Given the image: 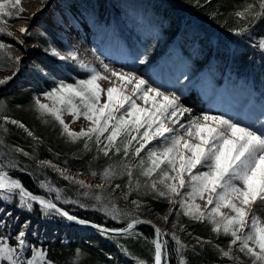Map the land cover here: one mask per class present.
I'll list each match as a JSON object with an SVG mask.
<instances>
[{"label": "snow or ice", "instance_id": "6c2138e0", "mask_svg": "<svg viewBox=\"0 0 264 264\" xmlns=\"http://www.w3.org/2000/svg\"><path fill=\"white\" fill-rule=\"evenodd\" d=\"M23 11L21 0H0V33L14 35L5 25L11 19L19 18ZM234 15L248 24L264 18V0H253L251 3L246 0ZM247 30V25L240 29ZM19 31L27 33L24 28ZM10 47L12 45L0 42V50ZM259 47L264 49V40L260 41ZM53 55L61 60L66 59L55 50ZM68 58L90 74L75 83L61 81L50 91L44 92L43 97L51 104L43 103L39 97L34 98L36 110L42 116H51L60 125L61 135H66L70 142L83 140L84 149L89 151L90 142H94L97 152H102L105 157L110 153L119 155L120 174L128 177V195L133 191L139 192L143 187L158 197L166 198L169 204L178 205L183 214L192 220L207 221L217 236L223 234L230 237L226 249L218 245L217 248L233 264H244L238 255L240 253L251 264H264V220L260 216V213H264V129L242 126L223 115L204 113L193 116L192 110L180 103L176 93H165L159 87H152L134 72H117L103 65L119 82L113 84L108 76L80 60L76 52L69 51ZM16 61L19 62L18 57ZM7 79L10 77L0 80V84L6 83ZM101 80L108 81L106 89L101 87ZM102 94L107 97L103 103ZM137 100L143 101L145 106L138 104ZM65 112L72 116L73 122L83 117L89 122L88 127H82L80 131L71 130L63 118ZM0 119L24 128L29 136H33L19 121L7 115L0 116ZM2 144L3 141H0ZM11 152L32 158L29 152L20 147L11 149ZM5 159H0V203L15 202L17 207L28 212L33 211L34 205H39L45 215L57 213L68 220H77V217L59 208L52 199L34 194L20 179L13 178L10 170L27 169L20 166L15 157L6 154ZM37 166L50 167L63 179L79 184L81 188L93 187L67 175V168L60 169L51 161H37ZM137 169L144 178L143 184L134 176ZM117 174L116 165H109L101 173H91L93 176L99 175L106 182ZM158 184L162 189L157 187ZM37 186L47 193H55L56 201L62 199L61 190L51 181L39 180ZM95 187L103 190V185ZM120 187V184H116L113 191ZM83 194L89 195L87 191ZM173 197L179 199L174 200ZM94 198L100 201L102 195H95ZM197 200H204V206L201 207ZM131 203L140 206L138 200ZM104 207L113 219L121 215L115 205L111 209ZM176 214L179 215L178 212ZM164 219L167 222V217ZM78 223L85 224L87 221L79 220ZM141 223L146 222L133 217L126 227L112 231L134 235L136 225ZM94 226L101 232L109 231L100 225ZM6 227L8 225L0 215V229ZM27 227L25 223L18 231L14 244L10 243L13 238L9 233L0 231V264H53L45 250L27 241ZM154 232L157 237L152 241L154 264H167V242L159 239L165 233L158 227L154 228ZM196 239L200 244L211 243L201 241L199 237ZM172 240L177 245L175 252L180 257L179 264H186L184 250L187 245L175 233H172ZM29 250L30 255H26ZM138 264L145 262L138 261Z\"/></svg>", "mask_w": 264, "mask_h": 264}, {"label": "trees", "instance_id": "16d2710c", "mask_svg": "<svg viewBox=\"0 0 264 264\" xmlns=\"http://www.w3.org/2000/svg\"><path fill=\"white\" fill-rule=\"evenodd\" d=\"M67 1L83 14L91 27L104 26L115 31L122 44L134 55L143 54L146 61L156 64L169 59L170 65L164 66V75L157 74L162 82L160 85L179 95L181 103L194 115L212 112V106L189 84L202 70L212 79L218 91L227 89L229 94L237 97L243 94L248 109L259 111L264 107V49L259 47L260 41L264 40V18L251 24L238 19L234 13L244 6L246 0ZM246 25L248 30L240 31ZM49 33L53 42L66 51L53 37L54 32ZM169 47L174 48L176 58L168 55ZM22 63L24 59L18 62ZM14 80L0 84V93L10 88ZM33 93L31 88H15L7 102H0V116L7 115L19 121L33 133L29 136L24 128L0 119V141H3L0 159H5L7 154L27 169L10 170V174L18 177L33 193L45 195L61 209L77 217L110 229L124 228L133 217H149L162 230L161 215L167 213L168 201L163 197L156 198L149 190L148 193H140L146 201L141 207L117 219L89 205L90 198L81 205L71 200L64 202L74 184L61 179L59 173L50 167L39 168L37 161H51L78 175L92 176V172L100 173L112 165L119 155L110 153L105 157L102 152H97L94 142H90V151L84 149L83 140L70 142L66 135H61L60 125L51 116H42L36 110ZM15 147L29 152L32 158L11 152ZM134 176L143 184L138 169ZM126 179V175L116 176L109 182L105 181L103 186L107 191L111 190V186L114 188L120 184L122 189ZM39 180L51 181L61 190L62 199L56 201L55 193L39 189ZM120 189L109 192L114 201L120 199L115 195ZM102 191L99 189L98 193ZM0 209H3L0 215L8 225L0 231L12 236L10 243L14 244L15 235L27 223V241L45 250L53 264H138V261L154 264L153 231L148 225L135 228L134 235H108L70 222L56 213L45 215L39 205H34L31 212L17 207L15 202L0 203ZM4 212L11 215L5 216ZM180 221L185 223L186 229L211 241L185 248L186 264H217L215 244L226 245L230 238L223 234L217 236L207 222L191 223L185 218ZM160 239L167 242V264H179L180 257L175 252L177 245L172 237L165 233ZM26 255H30V250Z\"/></svg>", "mask_w": 264, "mask_h": 264}, {"label": "rangeland", "instance_id": "374dc122", "mask_svg": "<svg viewBox=\"0 0 264 264\" xmlns=\"http://www.w3.org/2000/svg\"><path fill=\"white\" fill-rule=\"evenodd\" d=\"M21 6L24 11L20 14V17L11 19L5 25L7 30L13 32L14 35L8 36L4 33H0V42L12 45L10 48L0 50V80L9 77L10 79H15L10 88L1 91L0 102H7L8 96L15 88H31L34 90V98L39 97L43 103L51 104V101L43 97L44 92L50 91L61 81L64 83H75L79 79H86L90 73L80 68L71 58H68L69 51L76 52L80 60L84 61L90 67H94L102 75L108 76L113 84H118L119 82L111 76L110 71L104 69L103 65H108L109 69L117 72H134L136 76L143 77L147 80L152 87H159L160 90L165 93L173 92L169 89H164L160 85L162 83L161 79L157 77V74L164 75L163 69L164 66L170 65L169 59L163 63H161L160 60L157 62L158 64H156L146 61L143 54L134 55L122 44L120 37L115 31H111L108 27L104 26L91 27L90 24L85 21L83 14L69 1L21 0ZM20 28L27 29V33H21L19 31ZM49 31L54 32L53 37L66 48V51L61 50L58 45L53 42ZM53 50L59 53L60 56H65L66 59L61 60L59 56L53 55ZM167 53L171 58H176V52L173 47H169ZM17 57L19 60L24 59V63L18 64L16 61ZM142 60L144 61L143 63H141ZM76 74H80L83 77H79ZM10 79H7V81ZM99 83L104 89L109 86L108 81L101 80ZM189 84L190 87L198 90L200 96L205 99L207 104L212 106V112L208 114L223 115L234 122H239L242 126L264 129V107H261L259 111L254 108L248 109L243 94L237 97L229 94L230 92L227 89L218 91V88L214 87L212 79L204 70L199 71L196 77L189 81ZM106 98V94H102L101 102L103 103ZM137 103L141 104V106H145L141 100H137ZM192 115L196 116L193 113ZM63 118L73 131H80L82 127L86 129L89 125V122L83 117L73 122L72 116L66 112L63 114ZM105 135H107V133H105ZM101 139L103 140V137ZM119 164L120 156H118V160L112 164L117 166V177L122 176L120 174L122 169L119 167ZM59 168L64 169L65 167ZM67 175L75 177L77 180H82L86 185H92L93 187H91V189H85L81 188L79 184L73 183L74 185L72 184L71 193H69L65 199L81 205L87 198H90L89 205L92 204L93 208L105 214L109 215L104 206L111 209L112 206L115 205L120 210V216H123L141 207L146 202L144 200V195H142L143 192L148 193V189L146 188L141 187L139 192L133 191L128 195V179L125 181V187L115 193L120 199L114 201L113 196L109 194L113 186H111V190L107 191L103 186L104 191L98 193L99 189H97L95 185H103L105 182L99 175H78L70 170H68ZM58 176L63 179L59 174ZM157 187L162 189V186L159 184ZM86 191L89 193L87 196L83 194ZM141 191L142 194L140 195ZM95 195H102V200L97 201L94 198ZM156 198L159 197L157 196ZM173 199L178 200L179 197H173ZM132 200H138L140 206L137 207L132 204ZM196 202L199 203L201 207L205 204L204 200H197ZM168 206L167 213L161 215L163 233H167L171 237L172 233H175L176 236L187 245L186 248L194 244H200L197 243V237H199L201 241L207 240L202 235L200 236L192 230L186 229L185 223L180 221L181 218H185L191 223L194 220L185 216L183 210L179 209L178 205L168 203ZM224 211H227V209ZM177 212L179 213L178 216L176 214ZM5 213L6 212L3 214ZM165 217H167V222H165ZM156 227H158L157 224ZM227 244L228 242L226 245L215 244L217 252L215 262L217 264H233V261L223 257L217 248L218 245L226 249ZM233 251L235 252V248H233ZM238 255L240 259L244 261V264H251V261L244 256V254L240 253Z\"/></svg>", "mask_w": 264, "mask_h": 264}, {"label": "water", "instance_id": "95a60500", "mask_svg": "<svg viewBox=\"0 0 264 264\" xmlns=\"http://www.w3.org/2000/svg\"><path fill=\"white\" fill-rule=\"evenodd\" d=\"M13 178H17V177H14V176H13ZM17 179H18V178H17ZM34 194H39V193H34ZM40 195H43V194H40ZM47 198H48V197H47ZM58 207H59V206H58ZM59 208H60V207H59ZM64 211H65V210H64ZM66 212H67V211H66ZM68 213H69V212H68ZM56 214H57V213H56ZM58 215H59V214H58ZM69 215H72V214L69 213ZM59 216H61V215H59ZM72 216H75V215H72ZM61 217L64 218V219H66V220H68L66 217H63V216H61ZM75 217H77V216H75ZM140 219L143 220V221H145L146 223L138 224V225H136L135 228H137V227L140 226V225H148V226H150V227L152 228V231H153V240L157 239V237H156V235H155V232H154V228H157L155 222H154L153 220H151L150 218H147V217H140ZM79 220L87 221V223H85V224L78 223ZM68 221L73 222V223H77V224H81V225H85V226H88V227H90V228H93V229H95V230L101 232L100 230H98L97 227L94 226V225H100V224H97V223L92 222V221H90V220H87V219H83V218L77 217V220H75V221H73V220H68ZM148 221H150L151 223H147ZM100 226L103 227V228H105V229H108V230H109V231H107V232L105 233V234H108V235H124V234H126V233L119 232V231H112L113 229L107 228V227H105V226H103V225H100ZM125 227H126V226H125ZM117 230H118V229H117ZM102 233H104V232H102ZM159 239H160V238H159Z\"/></svg>", "mask_w": 264, "mask_h": 264}, {"label": "bare ground", "instance_id": "6f19581e", "mask_svg": "<svg viewBox=\"0 0 264 264\" xmlns=\"http://www.w3.org/2000/svg\"><path fill=\"white\" fill-rule=\"evenodd\" d=\"M262 220H264V213H260Z\"/></svg>", "mask_w": 264, "mask_h": 264}]
</instances>
